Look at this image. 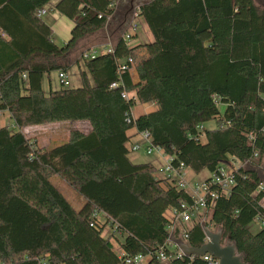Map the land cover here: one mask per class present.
Returning <instances> with one entry per match:
<instances>
[{"label":"trees","instance_id":"obj_1","mask_svg":"<svg viewBox=\"0 0 264 264\" xmlns=\"http://www.w3.org/2000/svg\"><path fill=\"white\" fill-rule=\"evenodd\" d=\"M51 1L0 0V113L16 129L0 128V264H125L137 255L164 264L157 254L174 224L167 212L191 196L153 164L129 159L133 129L148 133L174 167L196 174H216L230 159L250 164L233 172L234 186L214 202L209 222L199 215L181 229L196 248L206 243L203 224L222 229L248 264H264V227L250 230L264 218V182L254 168L264 171V10L253 0H153L138 10L153 42L120 37L114 54L83 58L80 87L45 94L44 78L62 71L52 61L104 29L118 0H60L55 11L74 24L62 46L39 15ZM136 102L158 108L132 119ZM65 121H87L92 130L73 131L53 148H37L21 131ZM53 176L83 198L80 210ZM107 226L115 234L105 237Z\"/></svg>","mask_w":264,"mask_h":264},{"label":"rangeland","instance_id":"obj_2","mask_svg":"<svg viewBox=\"0 0 264 264\" xmlns=\"http://www.w3.org/2000/svg\"><path fill=\"white\" fill-rule=\"evenodd\" d=\"M253 2L256 7H258L259 9L262 8L258 5L256 0H253ZM130 6L131 5L129 3V0H118L115 13L109 19V22L104 29L79 41L75 49L71 51L69 56H67L66 58L55 59L52 61L53 63L57 64V66H60L61 67L60 69L62 71L67 73L69 86L64 88H78L81 86L80 73L84 69V61H83L84 55L87 53H91V51H96L97 54H103L107 50L111 49L109 45H104V44L111 41L114 44L120 37H124V39L130 45L149 44L153 42V35L149 30V27L146 24L145 20L142 17L138 16V11H135L134 13L129 15V18L125 20L126 17L125 14L128 13ZM53 13H54V8L51 7L50 14ZM43 16L42 18L45 21L49 20L48 22L52 26V22L48 18V15L44 17ZM60 21L61 23H59V25H57L55 29L54 42L57 45L62 46L71 39V32L74 24L72 23V21L68 20L65 17L62 18ZM116 29H118V31ZM113 31H117L113 35L114 38H112L111 36ZM127 36H129L130 39H126ZM60 88H63V86L58 78V70L53 71L49 77L46 76L44 78L43 90L45 94H48L50 92V89L59 90ZM148 108L149 107L147 104H140L139 102H136V105L132 109L133 115L138 116L140 114L150 112L148 111L149 110ZM219 108L221 113H223L225 110V106L220 105ZM89 125L90 124L87 121H65V122L47 123L39 126H31V127L23 128L21 131L28 139H30V141L33 144L37 146V148H53L55 146L68 142L70 140V136L73 131H80L81 133H87L88 132L87 128L89 127ZM206 125L207 128L211 129L215 127V122H210ZM2 126H8L13 131L16 130L10 119V115L7 112L0 113V127ZM137 140L138 141L130 142L127 145V148L129 149L130 152L129 158L133 162H136L137 164L153 162L154 164H156V166L161 167L162 170H165L167 166V162L165 158H167V156L164 153V151L162 150L154 151L151 155L146 154L145 152L146 149L143 147H141L139 151L136 152L132 151V147L135 143L140 141H141L140 144L143 143L142 138H138ZM223 165L227 173H231L232 171L237 170L240 166L238 162H232L230 160H228V162L224 163ZM255 167H258L260 178L262 181H264V172L262 170L260 171L261 167L258 165H255ZM165 174H166L165 172L160 173L159 177H163ZM211 176L212 174L208 171H204L200 174H196L191 169H186L185 175H183V179L189 185L187 190L191 193L193 192V187L195 185L202 184L204 180L210 178ZM51 182L64 195V197L73 205V207L76 210H80L82 208L84 203L83 198L63 178H61L60 176H53L51 178ZM261 203L264 206V200ZM170 211L171 210L167 212V217L171 219L173 222L175 223L178 222L181 225L180 221H177L175 219L174 213L173 212L171 213ZM201 214L204 215L201 218V222L207 223L209 222L212 216V211L206 212L203 210L201 211ZM209 229L212 232H217L219 230V228H214V227H209ZM260 229H261V225L258 222H254L250 226V230L254 233L258 232ZM113 234H115L114 229L111 230V227L107 226L103 235L105 237H108ZM117 238L121 239V235L117 234ZM112 242L115 251L120 253V246L116 238L113 239ZM225 243H227L226 239L224 241V244ZM146 262L147 261L143 262L142 264H146ZM163 263L170 264L171 262L165 261Z\"/></svg>","mask_w":264,"mask_h":264},{"label":"built area","instance_id":"obj_3","mask_svg":"<svg viewBox=\"0 0 264 264\" xmlns=\"http://www.w3.org/2000/svg\"><path fill=\"white\" fill-rule=\"evenodd\" d=\"M46 14V11L43 9L39 12V15L42 17V15ZM124 38V37H123ZM126 39H130L129 36L126 37ZM104 53H110L114 54V49H109ZM97 55L96 51H91V53H87L84 55V59H89V58H95ZM127 70V66L124 62L120 63L119 71L124 72ZM58 78L60 80V83L62 84L63 87H68L69 86V80L67 73L64 71H58ZM119 83H115L112 85V88H117L119 87ZM131 95H128L126 93L123 94V98L126 100H129ZM132 119H134L132 115ZM132 119H128V122H131ZM202 128V127H201ZM142 138H143V143L142 145H133L132 151H139L141 147L146 149V154L151 155L154 151H161L160 148H157L152 145L150 135L148 133H142ZM168 157V156H167ZM258 158V155L255 154L254 160ZM167 166L166 169L161 171L162 173L165 172L164 178H168L169 180H174L177 182V184L180 186L181 189L187 190L189 185L184 181L183 179V169L184 166L183 164H180L178 168L174 167L172 165V158L168 157L167 159ZM224 166V165H223ZM219 168L218 172L216 174H212V176L207 180L204 181L202 184L195 185L193 187V192L189 193L191 196V203H186L182 202L180 205L179 209L173 210L175 219L177 221H180L182 224H188L193 221V219H199L198 216H204L201 214V211H212V207L214 206V202L221 196V195H228L232 187L234 186V177H233V172L227 173L224 169V167ZM260 190H264V184L261 185ZM255 222L260 223L261 228L264 227V218L257 217ZM204 223V222H202ZM173 229V226L170 227ZM188 238V235L186 234L185 231H183V239L186 242ZM166 247L170 248L172 251L175 252L174 256H168L166 253ZM171 242V235L170 238L168 239L167 243L165 246H163L160 251L157 254V259L160 262H165V261H171V259H184L185 255L177 248L174 247ZM191 259H194L191 257ZM201 259L207 264H219V260L215 259L211 255H205L201 257ZM148 261V257L143 256V255H137L133 258H128L125 261V264H142L143 262Z\"/></svg>","mask_w":264,"mask_h":264},{"label":"water","instance_id":"obj_4","mask_svg":"<svg viewBox=\"0 0 264 264\" xmlns=\"http://www.w3.org/2000/svg\"><path fill=\"white\" fill-rule=\"evenodd\" d=\"M152 1L153 0H144L136 9L139 10L140 7L148 5ZM203 230L206 235V243L199 248L192 247L184 241L176 242V247L185 257L201 258L208 254L219 260V264H248L245 261V256L239 253L235 243L232 242L230 237H225L222 229H219L217 232H212L209 227L204 226ZM225 239L227 243L224 244Z\"/></svg>","mask_w":264,"mask_h":264},{"label":"crops","instance_id":"obj_5","mask_svg":"<svg viewBox=\"0 0 264 264\" xmlns=\"http://www.w3.org/2000/svg\"><path fill=\"white\" fill-rule=\"evenodd\" d=\"M60 0H53V1H51L45 8H44V10L46 11V14L44 15V16H46V15H48V18L50 19V21L52 22V26H51V24H49V20L47 21L46 20V22L51 26V28H52V30H53V33L55 34V29H56V27H57V25H59V23H61V19L62 18H64L63 16H61L58 12H56L55 11V7H56V5L58 4V2H59ZM51 7L52 8H54V13L53 14H50V12H51ZM138 11V10H137ZM135 12V11H134ZM43 16V15H42ZM43 16V17H44ZM47 18V19H48ZM61 18V19H60ZM124 18V17H123ZM117 31H118V29H116ZM117 31H113V33H112V38H114L113 37V35L115 34V32H117ZM111 39V38H110ZM118 41V40H117ZM117 41L113 44L112 43V41L111 42H108V43H106V44H104V45H109L110 47H111V49H113L114 47H115V45H116V43H117ZM148 105V111H150V112H153V111H156L157 110V105H155V104H152V105H150V104H147ZM150 112H147V113H150ZM132 115H133V110H132ZM133 117H134V119L137 117V116H135V115H133ZM2 127H5V126H2ZM2 127H0V128H2ZM91 126L89 125V127L87 128V133H85V134H88V133H90L91 132ZM128 135L131 137V141L130 142H134V141H138L137 139L138 138H142V135L141 134H139L137 131H136V129H133V130H131V131H129V133H128ZM142 141H143V138H142ZM141 142V141H140ZM140 142H137V143H135L134 145H137V144H139V145H142V143L140 144ZM130 159V158H129ZM166 159V161H167V159H168V157L167 158H165ZM131 160V159H130ZM132 161V160H131ZM230 161H232V162H236V161H233L232 159H230ZM133 162V161H132ZM133 163H135V164H137L136 162H133ZM151 164H153L159 171H163L162 170V168L161 167H158V166H156V164H154L153 162L151 163ZM239 167H247V166H250V164H240L239 163ZM257 171H258V167H254ZM186 170V169H185ZM185 170L183 171V175H185ZM262 170V168H260V171ZM263 171V170H262ZM264 172V171H263ZM162 173V172H161ZM165 176V175H164ZM164 176H163V178H164ZM259 176H260V174H259ZM209 178H207L206 180H204V181H207ZM264 182V181H263ZM188 193H190V192H188ZM171 213L173 212V210H171L170 211ZM203 227H204V224H203ZM179 228H181V225L178 223V222H174V224H173V229L171 228V230L169 229V235H171V242H172V245H173V248L172 249H174V247H176V242H178V241H184V239H183V230H181V229H179ZM176 230H180V239H175L174 237H173V235H174V233H175V231ZM185 242V241H184ZM121 250V249H120ZM121 253V252H120Z\"/></svg>","mask_w":264,"mask_h":264},{"label":"flooded vegetation","instance_id":"obj_6","mask_svg":"<svg viewBox=\"0 0 264 264\" xmlns=\"http://www.w3.org/2000/svg\"><path fill=\"white\" fill-rule=\"evenodd\" d=\"M142 1H144V0H129V3H130L131 6H130V9H129L128 13L126 14L125 20H127L129 18V15L134 13V11H137L136 8ZM256 2L258 3V5L260 7H262L260 10H264V0H256Z\"/></svg>","mask_w":264,"mask_h":264}]
</instances>
